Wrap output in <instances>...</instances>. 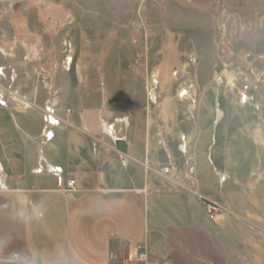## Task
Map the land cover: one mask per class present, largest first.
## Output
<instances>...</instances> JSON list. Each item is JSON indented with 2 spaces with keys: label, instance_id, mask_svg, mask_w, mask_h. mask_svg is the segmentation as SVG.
Masks as SVG:
<instances>
[{
  "label": "rangeland",
  "instance_id": "obj_1",
  "mask_svg": "<svg viewBox=\"0 0 264 264\" xmlns=\"http://www.w3.org/2000/svg\"><path fill=\"white\" fill-rule=\"evenodd\" d=\"M22 101L67 119L95 109L108 139L128 137L150 160L156 146L175 151L194 134L199 167L223 163L234 184L258 186L264 0H219L211 10L178 0H0V113H31L44 136L46 114ZM76 126L89 155L90 130Z\"/></svg>",
  "mask_w": 264,
  "mask_h": 264
},
{
  "label": "crops",
  "instance_id": "obj_2",
  "mask_svg": "<svg viewBox=\"0 0 264 264\" xmlns=\"http://www.w3.org/2000/svg\"><path fill=\"white\" fill-rule=\"evenodd\" d=\"M178 1L211 10L219 0ZM30 103L22 104L48 114ZM84 112L48 114L44 136L31 113H0V264H115L135 245L155 264H264V180L238 186L223 163L199 167L194 134L189 148L156 146L150 160L128 137L108 139L95 109ZM76 124L90 130L89 155L77 143L73 131L83 132ZM67 179L75 182L72 193L64 191ZM201 197L218 206L213 219Z\"/></svg>",
  "mask_w": 264,
  "mask_h": 264
},
{
  "label": "built area",
  "instance_id": "obj_3",
  "mask_svg": "<svg viewBox=\"0 0 264 264\" xmlns=\"http://www.w3.org/2000/svg\"><path fill=\"white\" fill-rule=\"evenodd\" d=\"M50 114V113H48ZM48 114L45 115V118L47 121L49 120ZM48 118V119H47ZM64 191L66 193H72L75 191V182L73 179H67L64 182ZM204 205V210L206 212V214L208 215V217L210 219L214 218V211L218 210V206L216 204H214L213 202L202 198L201 199ZM129 259L133 260L136 263H141V264H155L152 262H149L146 257H145V251H144V247L142 245H135L133 246L130 250H129Z\"/></svg>",
  "mask_w": 264,
  "mask_h": 264
},
{
  "label": "water",
  "instance_id": "obj_4",
  "mask_svg": "<svg viewBox=\"0 0 264 264\" xmlns=\"http://www.w3.org/2000/svg\"><path fill=\"white\" fill-rule=\"evenodd\" d=\"M115 147L121 153H125L126 152V144L121 139H118V140L115 141Z\"/></svg>",
  "mask_w": 264,
  "mask_h": 264
}]
</instances>
